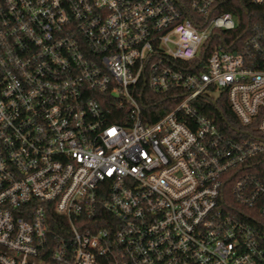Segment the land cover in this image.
<instances>
[{
	"label": "built area",
	"instance_id": "1",
	"mask_svg": "<svg viewBox=\"0 0 264 264\" xmlns=\"http://www.w3.org/2000/svg\"><path fill=\"white\" fill-rule=\"evenodd\" d=\"M240 5L264 11L0 0V264H264V17ZM144 89L181 101L147 123ZM224 95L236 136L199 102Z\"/></svg>",
	"mask_w": 264,
	"mask_h": 264
},
{
	"label": "trees",
	"instance_id": "2",
	"mask_svg": "<svg viewBox=\"0 0 264 264\" xmlns=\"http://www.w3.org/2000/svg\"><path fill=\"white\" fill-rule=\"evenodd\" d=\"M227 10L234 11L240 18L251 19L258 21L264 17V11L261 7H253L248 5L246 9L240 6L226 7ZM255 17V18H254ZM180 65L185 63L180 62ZM146 96V97H145ZM143 105L144 120L147 123L158 121L165 113L175 108L181 101V97L176 90L171 91L164 95H153L148 93L147 89L142 90L140 97ZM200 104L203 112L215 119L219 129L226 135L236 136L237 131L240 129V123L233 113L228 104L227 98L224 96L219 97L218 100L210 101L209 103L204 99H200Z\"/></svg>",
	"mask_w": 264,
	"mask_h": 264
},
{
	"label": "rangeland",
	"instance_id": "3",
	"mask_svg": "<svg viewBox=\"0 0 264 264\" xmlns=\"http://www.w3.org/2000/svg\"><path fill=\"white\" fill-rule=\"evenodd\" d=\"M219 92H216V94H218Z\"/></svg>",
	"mask_w": 264,
	"mask_h": 264
}]
</instances>
